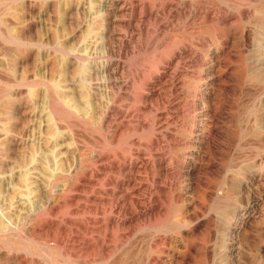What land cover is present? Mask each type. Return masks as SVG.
I'll return each instance as SVG.
<instances>
[{
  "label": "rangeland",
  "instance_id": "1",
  "mask_svg": "<svg viewBox=\"0 0 264 264\" xmlns=\"http://www.w3.org/2000/svg\"><path fill=\"white\" fill-rule=\"evenodd\" d=\"M0 188V264H264V0H0Z\"/></svg>",
  "mask_w": 264,
  "mask_h": 264
},
{
  "label": "bare ground",
  "instance_id": "2",
  "mask_svg": "<svg viewBox=\"0 0 264 264\" xmlns=\"http://www.w3.org/2000/svg\"><path fill=\"white\" fill-rule=\"evenodd\" d=\"M133 1V0H132ZM203 0H201V2H202ZM166 2V1H165ZM177 2V1H176ZM196 2V1H195ZM252 2V1H251ZM143 3V2H142ZM141 3V4H142ZM205 3V2H204ZM110 4H111V2H110ZM131 4H132V2H131ZM139 4V3H138ZM145 4V3H144ZM148 4V3H147ZM181 4V3H180ZM185 4V3H184ZM189 4V3H188ZM166 5V4H165ZM198 5H200V4H198ZM104 6V5H103ZM129 6V5H128ZM134 6V5H133ZM137 6V5H136ZM140 6V5H139ZM177 6V5H176ZM186 6H189V5H186ZM204 6V5H203ZM202 6V7H203ZM222 6V5H221ZM126 7V6H125ZM191 7V6H190ZM198 7V6H197ZM214 7V6H213ZM212 7V8H213ZM117 8V7H116ZM160 8V7H159ZM176 8V7H175ZM179 8V7H178ZM185 8V7H184ZM219 8V7H218ZM221 8V7H220ZM124 9V8H123ZM134 9V8H133ZM150 9V8H149ZM157 9V8H156ZM187 9H189V8H187ZM197 9V8H196ZM201 9V8H200ZM205 9H206V6H205ZM207 9H209V8H207ZM243 9V8H242ZM118 10H119V8H118ZM163 10V9H162ZM176 10V9H175ZM217 10V9H216ZM108 11H109V9H108ZM142 11V10H141ZM158 11V10H157ZM166 11V10H165ZM171 11V10H170ZM169 11V12H170ZM195 11V10H194ZM203 11V10H202ZM205 12H204V14L202 13H200L201 14V16L202 15H204V16H206L205 18H207L208 16H209V12L211 11H207V10H204ZM213 11V10H212ZM111 12V11H110ZM110 12H109V14H110ZM124 12V11H123ZM128 12V11H127ZM147 12V11H146ZM150 12V11H149ZM173 12V11H172ZM186 12H187V10H186ZM192 12H193V10H192ZM198 12H200V10H198V11H195V14L197 15L198 14ZM220 12V11H219ZM112 13V12H111ZM121 13V12H120ZM119 13V14H120ZM156 13V12H155ZM176 13V12H175ZM188 13V12H187ZM246 13V12H245ZM263 13V12H262ZM139 14V13H138ZM150 14V13H149ZM170 14H171V12H170ZM178 14V13H177ZM199 14V15H200ZM214 14V13H213ZM218 14V13H217ZM221 14V13H220ZM224 14V13H223ZM117 15V14H116ZM129 15V14H128ZM154 15V14H153ZM183 15V14H182ZM163 16V15H162ZM193 16V15H192ZM204 16H203V18H204ZM211 16V15H210ZM142 17H144V16H142ZM170 17V16H169ZM199 17V16H198ZM222 17V16H221ZM100 18V17H99ZM114 18H115V16H114ZM140 18V17H139ZM194 18H196V17H194ZM204 18V19H205ZM218 18V17H217ZM136 19H138V18H136ZM180 19V18H179ZM190 19V18H189ZM220 19V18H219ZM230 19V18H229ZM132 20V19H131ZM151 20V19H150ZM167 20H169L170 21V19H168L167 18ZM199 20V19H198ZM217 20V19H216ZM215 20V21H216ZM155 21V20H154ZM159 21V20H158ZM161 21V20H160ZM165 21V20H164ZM174 21V20H173ZM191 21V20H190ZM189 21V22H190ZM208 21V20H207ZM108 22V21H107ZM180 22V21H179ZM194 22V21H193ZM196 22H197V20H196ZM200 22V21H199ZM221 22H223V20L221 21ZM113 23V22H112ZM136 23V22H135ZM164 23V22H163ZM162 23V24H163ZM181 23H182V21H181ZM188 23V22H187ZM109 24V23H108ZM161 24V25H162ZM173 24V23H172ZM183 24V23H182ZM191 24V23H190ZM114 25V24H113ZM135 25V24H134ZM158 25H159V23H158ZM176 25V24H175ZM174 25V26H175ZM189 25V24H188ZM205 26V25H204ZM144 27V26H143ZM159 27H160V25H159ZM111 28V27H110ZM130 28H132V27H130ZM208 28V27H207ZM260 28V27H259ZM190 29H192V28H190ZM202 29H204V28H202ZM137 30V29H136ZM176 30V29H175ZM108 31H110V30H108ZM180 31V30H179ZM182 31V30H181ZM222 31V30H221ZM111 32V31H110ZM189 32V31H188ZM247 32V31H246ZM257 32V31H256ZM263 32V31H262ZM251 33V32H250ZM259 33V32H258ZM215 34V33H214ZM193 35V34H192ZM213 35V34H212ZM245 35V34H244ZM260 35V34H259ZM180 36V35H179ZM219 36V35H218ZM223 36V35H222ZM247 36V35H246ZM245 36V37H246ZM185 37V36H184ZM220 37V36H219ZM232 37V36H231ZM251 37V36H250ZM262 37H263V35H262ZM201 38V37H200ZM185 39V38H184ZM198 39V38H197ZM216 39V38H215ZM218 39V38H217ZM220 39V38H219ZM252 39V38H251ZM107 40V39H106ZM122 40V39H121ZM120 40V41H121ZM186 40V39H185ZM202 40V39H201ZM247 40V39H246ZM257 40V39H256ZM263 40V39H262ZM110 41V40H109ZM126 41V40H125ZM124 41V42H125ZM114 42V41H113ZM232 42V41H231ZM108 43V42H107ZM122 43V42H121ZM191 43V42H190ZM112 44V43H111ZM115 44H117V43H115ZM118 45V44H117ZM246 45V44H245ZM112 46V45H111ZM114 46V45H113ZM180 46V45H179ZM187 46V45H186ZM195 46H198V45H195ZM203 46V45H202ZM205 46V45H204ZM122 47H123V45H122ZM173 47V46H172ZM223 47V46H222ZM246 47V46H245ZM251 47V46H250ZM126 48V47H125ZM164 48V47H163ZM163 48H162V50H163ZM244 48V47H243ZM249 48V47H248ZM253 48V47H252ZM173 49H175V48H173ZM191 49V48H190ZM208 49V48H207ZM260 49H261V47H260ZM67 50V49H66ZM123 50H124V47H123ZM69 51V50H68ZM170 51V50H169ZM189 51V50H188ZM195 51V50H194ZM201 51V50H200ZM233 51H234V49H233ZM259 51V50H258ZM123 52V51H122ZM175 52V51H174ZM223 52V51H222ZM127 53V52H126ZM183 53V52H182ZM192 53V52H191ZM195 53V52H194ZM199 53V52H198ZM162 54V53H161ZM165 54V53H164ZM171 54V53H170ZM178 55V54H177ZM183 55V54H182ZM195 55V54H194ZM207 55V54H206ZM205 55V56H206ZM157 56H159V54L157 55ZM199 56V55H198ZM113 57V56H112ZM217 57V56H216ZM165 58V57H164ZM170 58V57H169ZM176 58V57H175ZM213 58V57H212ZM165 59H168V58H165ZM164 59V60H165ZM191 59V58H190ZM203 59V58H202ZM201 59V60H202ZM73 60V59H72ZM161 60V59H160ZM169 60V59H168ZM174 61V60H173ZM194 61V60H193ZM96 62V61H95ZM161 62H163V61H161ZM213 62V61H212ZM164 63V62H163ZM168 63V62H167ZM179 63V62H178ZM177 63V64H178ZM189 63V62H188ZM187 63V64H188ZM76 64V63H75ZM96 64H97V62H96ZM105 64V63H104ZM114 64V63H113ZM165 64V63H164ZM201 64V63H200ZM74 65V64H73ZM175 65V64H174ZM173 65V66H174ZM183 65H184V63H183ZM94 66V65H93ZM120 66V65H119ZM161 66V65H160ZM165 66H167V65H165ZM90 67V66H89ZM121 67V66H120ZM164 67V66H163ZM171 67V66H170ZM195 67V66H194ZM200 67V66H199ZM198 67V68H199ZM71 68V67H70ZM104 68V67H103ZM193 68V67H192ZM96 69H97V67H96ZM156 69V68H155ZM166 69V68H165ZM174 69V68H173ZM90 71H91V69H89ZM106 70V69H105ZM152 70H153V68H152ZM160 70V69H159ZM203 70V69H202ZM68 71V70H67ZM66 71V72H67ZM87 71V70H86ZM114 71V70H113ZM145 71V70H144ZM156 71V70H155ZM161 71V70H160ZM168 71V70H167ZM176 71V70H175ZM178 71V70H177ZM186 71V70H185ZM204 71V70H203ZM94 72V71H93ZM123 72V71H122ZM121 72V73H122ZM173 72V71H172ZM68 73V72H67ZM91 73V72H90ZM97 73V72H96ZM109 73V72H108ZM147 73V72H146ZM146 73H144L145 75H146ZM148 73H150V72H148ZM154 73V72H153ZM136 74V73H135ZM188 74V73H187ZM152 75V74H151ZM154 75H155V73H154ZM169 75V74H168ZM182 75V74H181ZM142 76V75H141ZM148 76V75H147ZM180 76V75H179ZM198 76V75H197ZM196 76V77H197ZM90 77H92V76H90ZM193 77V76H192ZM94 78V77H93ZM107 78V77H106ZM134 78V77H133ZM137 78V77H136ZM140 78V77H139ZM168 78V77H167ZM182 78V77H181ZM53 79H54V77H53ZM76 79V78H75ZM98 79V78H97ZM128 79V78H127ZM126 79V80H127ZM206 79V78H205ZM76 80H78V79H76ZM94 80H95V78H94ZM104 80H105V78H104ZM125 80V81H126ZM137 80V79H136ZM140 80V79H139ZM176 80V79H175ZM197 80V79H196ZM209 80H211V79H209ZM208 80V81H209ZM99 81V80H98ZM101 81V80H100ZM138 81V80H137ZM162 81V80H161ZM167 81V80H166ZM171 81V80H170ZM169 81V82H170ZM46 82V81H45ZM51 82V81H50ZM90 82V81H89ZM116 82H117V80H116ZM127 82V81H126ZM140 82V81H139ZM165 82V81H164ZM219 82V81H218ZM80 83V82H79ZM105 83V82H104ZM108 83V82H107ZM129 83V82H128ZM135 83V82H134ZM152 83H154V82H152ZM151 83V84H152ZM175 83V82H174ZM184 83V82H183ZM200 83V82H199ZM207 83V82H206ZM72 83H68V85L66 86L67 88H71L72 87V85H71ZM90 84V83H89ZM109 84V83H108ZM163 84V83H162ZM208 84V83H207ZM75 85V84H74ZM102 85H103V83H102ZM166 85V84H165ZM186 85V84H185ZM198 85V84H197ZM75 86H77V85H75ZM91 86H93V85H91ZM98 86V85H97ZM129 86V85H128ZM135 86L137 87L138 85H136L135 84ZM140 86H141V83H140ZM139 86V87H140ZM144 86V85H143ZM152 86V85H151ZM173 86V85H172ZM184 86V85H183ZM74 87V86H73ZM72 87V88H73ZM78 87V86H77ZM115 87V86H114ZM132 87V86H131ZM160 87V86H159ZM188 87V86H187ZM197 87V86H196ZM202 87V86H201ZM210 87V86H209ZM104 88V87H103ZM113 88V87H112ZM177 88V87H176ZM205 88V87H204ZM128 89V88H127ZM131 89V88H130ZM135 89V88H134ZM141 89V88H140ZM151 89V88H150ZM168 89H169V87H168ZM183 89V88H182ZM189 89V88H188ZM206 89V88H205ZM214 89V88H213ZM93 90V89H92ZM97 90V89H96ZM133 90V89H132ZM174 90V89H173ZM200 90V89H199ZM219 90V89H218ZM68 91V90H67ZM94 91V90H93ZM101 91V90H100ZM118 91V90H117ZM135 91H136V89H135ZM138 91V90H137ZM141 91H143V90H141ZM146 91H148V90H146ZM154 91H156V90H154ZM167 91V90H166ZM180 91V90H179ZM186 91V90H185ZM57 92V91H56ZM58 92H59V89H58ZM95 92V91H94ZM181 92V91H180ZM194 92H195V89H194ZM198 92H200V91H198ZM126 93H127V91H126ZM164 93H166V92H164ZM60 94V93H59ZM66 94V93H65ZM65 94H63L64 96H65ZM123 94V93H122ZM130 94V93H129ZM128 94V95H129ZM135 94V93H134ZM163 94V93H162ZM61 95V94H60ZM62 95V96H63ZM68 95V94H67ZM95 95V96H94ZM94 97H95V100L97 101V98H96V93H94ZM111 95V94H110ZM135 95H137V93L135 94ZM140 95V94H139ZM138 95V96H139ZM59 96V95H58ZM92 96V97H93ZM101 96V95H100ZM99 96V97H100ZM103 96V95H102ZM114 96V95H113ZM137 96V97H138ZM47 108H48V118L49 117H51L54 121H55V123L58 125V127H60L59 125H61V124H66L67 126V128H69V129H72V131H71V134H70V136H71V139L73 138V140L74 139H76V137H75V129L77 128V127H79L80 125H81V123L82 122H85V119H84V117H82V115L81 114H79V112L78 111H76L75 109H77V108H79V107H77L75 104H71L70 102H69V104L68 105H66L60 98H57V96L55 95V93H54V89H53V85H51V83H49L48 84V88H47ZM109 97V96H108ZM120 97H122L121 95H120ZM125 97V96H124ZM131 97H133V96H131ZM186 97V96H185ZM195 97V96H194ZM204 97V96H203ZM65 98V97H64ZM83 98V97H82ZM91 98V97H90ZM105 98V97H104ZM129 98H130V96H129ZM190 98V97H189ZM188 98V99H189ZM205 98V97H204ZM138 99H139V97H138ZM137 99V100H138ZM201 99H202V97H201ZM68 100V99H67ZM92 100V99H91ZM90 100V101H91ZM99 100V99H98ZM117 100V99H116ZM121 100V99H120ZM119 100V101H120ZM128 100V99H127ZM131 100V99H130ZM161 100V99H160ZM107 101V100H106ZM109 101V100H108ZM122 101V100H121ZM68 102V101H67ZM84 102V101H83ZM135 102V101H134ZM194 102V101H193ZM106 103V102H105ZM109 103V102H108ZM107 103V104H108ZM121 103V102H120ZM123 103H126V102H123ZM143 103H144V101H143ZM176 103V102H175ZM87 104H89V103H87ZM93 104H95L94 102H93ZM114 104V103H113ZM112 104V105H113ZM116 104H119V103H116ZM142 104V103H141ZM144 104H146V103H144ZM165 104V103H164ZM167 104V103H166ZM17 105V104H16ZM96 105H97V103H96ZM120 105V104H119ZM186 105V104H185ZM194 105V104H193ZM32 106V105H31ZM108 106H110V105H108ZM123 106V105H122ZM21 107V106H20ZM33 107V106H32ZM103 107V106H102ZM117 108H118V106H116ZM184 107V106H183ZM195 107V106H194ZM197 107V106H196ZM24 108V107H23ZM36 108V107H35ZM122 108V107H121ZM124 108V107H123ZM177 108H178V106H177ZM181 108V107H180ZM105 109V108H104ZM119 109V108H118ZM166 109V108H165ZM169 109V108H168ZM195 109V108H194ZM197 109V108H196ZM31 110H32V108H31ZM46 110V109H45ZM92 110V109H91ZM95 110V109H94ZM97 110H98V108H97ZM174 110V109H173ZM27 111V110H26ZM80 111V110H79ZM101 111H102V109H101ZM101 111H99V112H101ZM129 111V110H128ZM128 111H126V113L128 112ZM184 111V110H183ZM31 112V111H30ZM81 112V111H80ZM95 112V111H94ZM99 112L97 111V113H98V115H99ZM118 112V111H117ZM134 112H136V111H134ZM138 112H140V111H138ZM168 112V111H167ZM194 112V111H193ZM83 113V112H82ZM86 113V112H85ZM102 113V112H101ZM104 114H103V117H107L108 116V114H109V108H107V110L105 111V112H103ZM119 113V112H118ZM132 113V112H131ZM137 113V112H136ZM141 113V112H140ZM169 113V112H168ZM181 113V112H180ZM183 113V112H182ZM185 113V112H184ZM205 113V112H204ZM88 114H90V113H88ZM120 114V113H119ZM96 115V114H95ZM112 115V114H111ZM130 115H132V114H130ZM134 115V114H133ZM167 115V114H166ZM189 115V114H188ZM196 115H197V113H196ZM84 116V115H83ZM206 116V115H205ZM43 117V116H42ZM120 117V116H119ZM125 117V116H124ZM131 117V116H130ZM134 117V116H133ZM139 117V116H138ZM161 117V116H160ZM189 117V116H188ZM191 117V116H190ZM199 117V116H198ZM97 118V117H96ZM101 118H102V116H101ZM179 118V117H178ZM182 118V117H181ZM194 118V117H193ZM121 119V118H120ZM106 120H108V119H106ZM135 120V119H134ZM173 120V119H172ZM176 120V119H175ZM174 120V121H175ZM204 120V119H203ZM202 119H201V121H203ZM118 121V120H117ZM127 121V120H126ZM129 121V120H128ZM130 121H132V120H130ZM141 121V120H140ZM168 121V120H167ZM195 121V120H194ZM107 122V121H106ZM114 122H116V121H114ZM124 122V121H123ZM122 122V123H123ZM139 122V121H138ZM97 123H99V122H97ZM104 123V122H103ZM125 123V122H124ZM195 123V122H194ZM137 124V123H136ZM142 124V123H141ZM199 124H201V123H199ZM92 125H93V123H92ZM126 125V124H125ZM131 125H132V122H131ZM134 125V124H133ZM191 125H193V124H191ZM202 125V124H201ZM48 126V125H47ZM64 126V125H63ZM96 126V125H95ZM112 126V125H111ZM117 126V125H116ZM124 126V125H123ZM137 126V125H136ZM142 126V125H141ZM169 126V125H168ZM177 126H178V123H177ZM195 126H196V124H195ZM200 126V125H199ZM128 127V126H127ZM132 127V126H131ZM140 127V126H139ZM165 127H167V125L165 126ZM180 127V126H179ZM65 128V127H64ZM115 128V127H114ZM138 128V127H137ZM142 128V127H141ZM158 128H159V126H158ZM164 128V127H163ZM181 128V127H180ZM199 128V127H198ZM210 128V127H209ZM213 128V127H212ZM103 129V128H102ZM202 129V128H201ZM61 130H63V128H61ZM65 130V129H64ZM84 130V129H83ZM117 130V129H116ZM143 130V129H142ZM171 130V129H170ZM182 130V129H181ZM199 130V129H198ZM204 130H206V129H204ZM119 131V130H118ZM121 131V130H120ZM119 131V132H120ZM127 131H129V130H127ZM131 131H134V130H131ZM138 131V130H137ZM159 131V130H158ZM172 131V130H171ZM212 131V130H211ZM83 132V131H82ZM78 133V132H77ZM123 133V132H122ZM127 133V132H126ZM131 133V132H130ZM181 133V132H180ZM191 133V132H190ZM68 134H69V132H68ZM79 134H81V133H79ZM83 134V133H82ZM81 134V135H82ZM85 134H86V132H85ZM142 134H144V133H142ZM84 135V134H83ZM121 135V134H120ZM128 135V134H127ZM192 135V134H191ZM213 135V134H212ZM169 136V135H168ZM178 136H181V135H178ZM177 136V137H178ZM199 136V135H198ZM198 136H196V137H198ZM203 136V135H202ZM211 136V135H210ZM65 137V136H64ZM68 137V136H67ZM86 137V136H85ZM120 137V136H119ZM124 137V136H123ZM176 137V136H175ZM204 137H206V136H204ZM212 137V136H211ZM157 138V137H156ZM167 138V137H166ZM193 138V137H192ZM213 138V137H212ZM67 139H69V138H67ZM87 140H88V138H86ZM97 139H99V138H97ZM118 139V138H117ZM170 139V138H169ZM201 139V138H200ZM208 139V138H207ZM91 140V139H90ZM112 140V139H111ZM163 140V139H162ZM173 140V139H172ZM194 140V139H193ZM197 140V139H196ZM20 141V140H19ZM71 141V140H70ZM77 141V140H76ZM117 141V140H116ZM134 141V140H133ZM132 141V142H133ZM155 141V140H154ZM153 141V142H154ZM174 141V140H173ZM21 142V141H20ZM67 142V141H66ZM68 142H69V140H68ZM78 142H80V141H78ZM83 142V141H82ZM102 142V141H101ZM114 142V141H113ZM119 142V141H118ZM131 142V143H132ZM139 142V141H138ZM188 142V141H187ZM213 142V141H212ZM90 143H92L91 141H90ZM115 143V142H114ZM143 143V142H142ZM149 143V142H148ZM200 143V142H199ZM18 144V143H17ZM82 144V143H81ZM112 144V143H111ZM117 143H115V145H116ZM133 144H135V143H133ZM186 144H188V143H186ZM65 145V144H64ZM83 145H84V143H83ZM172 145V144H171ZM21 146V145H20ZM135 146V145H134ZM131 147V146H130ZM87 148V147H86ZM139 148H140V146H139ZM163 148H165V146L163 147ZM101 149V148H100ZM141 149H143V148H141ZM146 149H148V147L146 148ZM161 149V148H160ZM190 149V148H189ZM76 150V149H75ZM82 150H84L83 148L80 150V153H82L81 151ZM90 150V149H89ZM77 151V150H76ZM75 151V152H76ZM85 151H86V149H85ZM92 151V150H91ZM89 152V151H86L87 153L89 152V153H95V152ZM133 151V150H132ZM139 151V150H138ZM146 151V150H145ZM159 151V150H158ZM161 151V150H160ZM169 151V150H168ZM74 152V153H75ZM86 152H84V153H86ZM134 152H136V150L134 151ZM199 152V151H198ZM78 153V152H77ZM77 153H75V154H77ZM100 153V152H99ZM161 153V152H160ZM83 154V153H82ZM82 154H80V155H82ZM169 154V153H168ZM167 154V155H168ZM85 155V154H84ZM92 155H94V154H92ZM92 155L90 156V157H92ZM97 155H98V153H97ZM96 155V156H97ZM122 155V154H121ZM132 155H134V154H132ZM131 155V156H132ZM148 155V154H147ZM166 155V156H167ZM75 156H79V153H78V155H75ZM88 156V155H87ZM191 156H193V155H191ZM81 157V156H80ZM119 157V156H118ZM145 157V156H144ZM153 157V156H152ZM155 157V156H154ZM153 157V158H154ZM196 157H198V156H196ZM86 158V157H85ZM89 158V157H88ZM100 158V157H99ZM109 158H111V157H109ZM152 158V159H153ZM90 159V158H89ZM97 159V158H96ZM103 159V158H102ZM134 159V158H133ZM136 159V158H135ZM134 159V160H135ZM148 159V158H147ZM194 159V158H193ZM192 159V160H193ZM203 159V158H202ZM79 160V159H78ZM91 160V159H90ZM94 160V159H93ZM113 160V159H112ZM133 160V161H134ZM156 160V159H155ZM158 160V159H157ZM88 161V160H87ZM92 161V160H91ZM101 161V160H100ZM105 161V160H104ZM147 161V160H146ZM86 162V161H85ZM107 162V161H106ZM126 162V161H125ZM140 162H142V161H140ZM145 162V161H144ZM155 162V161H154ZM166 162V161H165ZM170 162V161H169ZM87 163V162H86ZM118 163V162H117ZM120 163V162H119ZM122 163H124V162H122ZM143 163V162H142ZM148 163V162H147ZM175 163V162H174ZM72 165H73V162L71 163ZM112 164V163H111ZM128 164V163H127ZM154 164V163H153ZM76 165V164H75ZM78 165V164H77ZM82 165V164H81ZM84 165V164H83ZM142 165V164H141ZM168 165V164H167ZM183 165V164H182ZM181 165V166H182ZM71 166V165H70ZM79 166H80V161H79ZM115 166V165H114ZM173 166V165H172ZM72 167V166H71ZM83 167H85V166H83ZM83 167H81V168H83ZM101 167V166H100ZM119 167V166H118ZM129 167V166H128ZM145 167V166H144ZM177 167H179V166H177ZM185 167V166H184ZM195 167V166H194ZM205 167H207V166H205ZM90 168V167H89ZM92 168V167H91ZM117 168V167H116ZM126 168V167H125ZM131 168H132V166H131ZM140 168V167H139ZM143 168V167H142ZM149 168V167H148ZM152 168V167H151ZM85 169V168H84ZM94 169V168H93ZM107 169V168H106ZM108 169H110V168H108ZM113 169V168H112ZM178 169V168H177ZM71 170V169H70ZM90 170V169H89ZM132 170V169H131ZM167 170V169H166ZM176 170V169H175ZM186 170V169H185ZM67 171V170H66ZM66 171H64V172H66ZM114 171H116V170H114ZM123 171V170H122ZM164 171V170H163ZM169 171V170H168ZM168 171H167V173H168ZM171 171H173V170H171ZM195 171V170H194ZM208 171V170H207ZM78 172V171H77ZM99 172V171H98ZM103 172V171H102ZM120 172V171H119ZM125 172V171H124ZM128 172V171H127ZM140 172V171H139ZM146 172V171H145ZM152 172V171H151ZM178 172V171H177ZM182 172V171H181ZM154 173V172H153ZM174 173V172H173ZM66 174V173H65ZM79 174V173H78ZM99 174V173H98ZM108 174V173H107ZM138 174V173H137ZM136 174V175H137ZM159 174V173H158ZM166 174V173H165ZM189 174V173H188ZM6 175V174H5ZM71 175H73V174H71ZM70 175V176H71ZM96 175V174H95ZM105 175V174H104ZM125 175H127V174H125ZM161 175V174H160ZM173 175V174H172ZM177 175V174H176ZM3 176V175H2ZM80 176V175H79ZM91 176V175H90ZM133 176H135V175H133ZM158 176V175H157ZM174 176V175H173ZM182 176H183V173H182ZM4 177V176H3ZM76 177V176H75ZM95 178H97L96 176H94ZM124 177V176H123ZM141 177V176H140ZM139 177V178H140ZM155 177V176H154ZM153 177V178H154ZM160 177V176H159ZM184 177V176H183ZM58 178V177H57ZM134 178V177H133ZM157 178V177H156ZM162 178V177H161ZM248 178H249V176H248ZM254 178V177H253ZM60 179V178H59ZM115 179V178H114ZM118 179V178H117ZM138 179V178H137ZM158 179V178H157ZM183 179V178H182ZM246 179H247V177H246ZM252 179V178H251ZM156 180V179H155ZM161 180V179H160ZM176 180H177V177H176ZM254 180V179H253ZM8 181V180H7ZM58 181V180H57ZM82 181V180H81ZM116 181V180H115ZM114 181V182H115ZM131 181V180H130ZM163 181V180H162ZM162 181H160V182H162ZM170 181V180H169ZM11 182V181H10ZM136 182V181H135ZM165 182H166V179H165ZM4 183V182H3ZM91 183V182H90ZM147 183V182H146ZM181 183H182V181H181ZM245 183V182H244ZM5 184V183H4ZM69 184H71V183H69ZM94 184V183H93ZM136 184V183H135ZM179 184V183H178ZM142 185H143V182H142ZM146 185V184H145ZM177 185V184H176ZM182 185V184H181ZM232 185H233V183H232ZM237 185V184H236ZM252 185V184H251ZM69 186V185H68ZM67 186V187H68ZM91 186V185H90ZM233 186H235V184L233 185ZM247 186V185H246ZM83 187V186H82ZM93 187V186H92ZM129 187V186H128ZM133 187V186H132ZM135 187V186H134ZM138 187V186H137ZM147 187V186H146ZM5 188V187H4ZM7 188V187H6ZM38 188H39V186H38ZM69 188V187H68ZM76 188V187H75ZM1 189V188H0ZM42 189V188H41ZM65 189H67V188H65ZM80 189V188H79ZM117 189V188H116ZM166 189H167V187H166ZM181 189V188H180ZM45 190V189H44ZM120 190V189H119ZM123 190V189H122ZM125 190V189H124ZM134 190V189H133ZM156 190V189H155ZM168 190V189H167ZM174 190V189H173ZM8 191H9V189H8ZM48 191H50V190H48ZM81 191V190H80ZM79 191V192H80ZM83 191V190H82ZM113 191H115V190H113ZM164 191V190H163ZM51 192V191H50ZM71 192V191H70ZM122 192V191H121ZM127 192V191H126ZM165 192V191H164ZM179 192V191H178ZM56 193V192H55ZM75 193V192H74ZM111 193V192H110ZM176 193V192H175ZM180 193H182V192H180ZM52 194H54V193H52ZM63 194V193H62ZM68 194V193H67ZM103 194V193H102ZM136 194V193H135ZM140 194H141V192H140ZM165 194V193H164ZM172 194V193H171ZM43 195H44V193H43ZM61 195V194H60ZM75 195V194H74ZM104 195V194H103ZM120 195V194H119ZM134 195V194H133ZM151 195V194H150ZM51 196V195H50ZM100 196V195H99ZM108 196V195H107ZM125 196V195H124ZM154 196V195H153ZM176 196H178V195H176ZM38 197V196H37ZM54 197V196H53ZM101 197V196H100ZM65 198V197H64ZM71 198V197H70ZM79 198V197H78ZM77 198V199H78ZM105 199H106V197H104ZM112 198V197H111ZM149 198V197H148ZM152 198H154V197H152ZM158 198V197H157ZM51 199V198H50ZM59 199V198H58ZM75 199V198H74ZM128 199V198H127ZM159 199V198H158ZM161 199V198H160ZM40 200V199H39ZM38 200V201H39ZM46 200V199H45ZM41 201V200H40ZM56 201V200H55ZM90 201H92V200H90ZM89 201V202H90ZM117 201H118V199H117ZM121 201V200H120ZM157 201V200H156ZM164 201V200H163ZM96 202H98V201H96ZM161 202V201H160ZM164 202H166V201H164ZM172 202V201H171ZM58 203V202H57ZM117 203V202H116ZM148 203V202H147ZM153 203V202H152ZM169 203V202H168ZM39 204V203H38ZM45 204V203H44ZM75 204V203H74ZM125 204V203H124ZM136 204H137V202H136ZM139 204V203H138ZM154 204V203H153ZM156 204V203H155ZM167 204V203H166ZM165 204V205H166ZM66 205V204H65ZM80 205V204H79ZM174 205V204H173ZM45 206V205H44ZM99 206V205H98ZM127 206V205H126ZM138 206V205H137ZM162 206V205H161ZM39 207V206H38ZM64 207V206H63ZM80 207V206H79ZM96 207V206H95ZM118 207V206H117ZM119 207H120V205H119ZM188 207V206H187ZM24 208V207H23ZM29 208V207H28ZM40 208V207H39ZM37 209V210H40V209ZM57 208V207H56ZM139 208V207H138ZM143 208V207H142ZM166 208V207H165ZM47 209V208H46ZM62 209V208H61ZM115 209H117V208H115ZM132 209H133V207H132ZM146 209V208H145ZM148 209V208H147ZM36 210V211H37ZM122 210V209H121ZM126 210V209H125ZM149 210V209H148ZM157 210V209H156ZM167 210V209H166ZM190 210V209H189ZM24 211V210H23ZM32 211V210H31ZM43 211V210H42ZM70 211H73V210H70ZM75 211H77V210H75ZM144 211V210H143ZM27 212V211H26ZM49 212V211H48ZM58 212V211H57ZM172 212H173V210H172ZM53 213V212H52ZM132 213V212H131ZM235 213V212H234ZM152 214H153V212H152ZM172 214V213H171ZM22 215H23V213H22ZM124 215V214H123ZM131 215V214H130ZM135 215V214H134ZM151 215V214H150ZM162 215V214H161ZM34 216V214L33 213H28L27 215H26V217H25V221H24V227H26V226H30L34 221H35V217H33ZM54 216H56V215H54ZM125 216V215H124ZM169 216H170V214H169ZM238 216V215H237ZM128 217V216H127ZM152 217V216H151ZM156 217V216H155ZM239 217V216H238ZM242 217V216H241ZM22 218V217H21ZM60 218V217H59ZM119 218V217H118ZM172 218V217H171ZM120 219V218H119ZM147 219V218H146ZM163 219V218H162ZM168 219H169V217H168ZM21 220V219H20ZM39 220H40V218H39ZM45 220V219H44ZM128 220V219H127ZM137 220V219H136ZM172 220V219H171ZM170 220V221H171ZM182 220V219H181ZM56 221V220H55ZM62 221V220H61ZM120 221V220H119ZM159 221V220H158ZM3 222V221H2ZM21 222H22V220H21ZM101 222V221H100ZM114 222V221H113ZM126 222V221H125ZM75 223V222H74ZM88 223V222H87ZM86 223V224H87ZM91 223V222H90ZM182 223V222H181ZM60 224V223H59ZM78 224V223H77ZM104 224V223H103ZM138 224V223H137ZM136 224V225H137ZM169 224V223H168ZM184 224H185V222H184ZM192 224H193V222H192ZM210 224V223H209ZM231 224H232V222H231ZM71 225H72V223H71ZM76 225V224H75ZM106 225V224H105ZM114 225V224H113ZM127 225V224H126ZM131 225V224H130ZM172 225H174V224H172ZM188 225V224H187ZM212 225V224H211ZM214 225V224H213ZM8 226V225H7ZM17 226V225H16ZM33 226V225H32ZM84 226V225H83ZM93 226V225H92ZM118 226V225H117ZM242 226V225H241ZM31 227V226H30ZM103 227V226H102ZM107 227V226H106ZM186 227V226H185ZM228 227V226H227ZM15 228V227H14ZM19 228V227H18ZM55 228V227H54ZM59 228V227H58ZM89 228V227H88ZM115 228V227H114ZM160 228H162V227H160ZM211 228V227H210ZM238 228V227H237ZM27 229V228H26ZM75 229V228H74ZM78 229V228H77ZM107 229V228H106ZM163 229H165V228H163ZM242 229V228H241ZM15 230V229H14ZM14 230H9L6 226H4L3 225V223H1V221H0V236H7L8 234H14ZM89 230V229H88ZM138 230V229H137ZM169 230V229H168ZM231 230H232V228H231ZM26 231V230H25ZM86 231V230H85ZM167 231V230H166ZM211 231V230H210ZM52 232V231H51ZM31 233V232H30ZM29 233V234H30ZM105 233V232H104ZM162 233V232H161ZM35 234H36V232H35ZM45 234V233H44ZM63 234V233H62ZM82 234V233H81ZM84 234V233H83ZM128 234V233H127ZM133 234H134V232H133ZM156 234V233H155ZM27 235V234H26ZM42 235H43V233H42ZM47 235V234H46ZM65 235V234H64ZM66 235H68V234H66ZM104 235V234H103ZM163 235V234H162ZM214 235V234H213ZM228 235V234H227ZM23 236H25V235H23ZM38 236V235H37ZM72 236V235H71ZM82 236V235H81ZM124 236V235H123ZM127 236V235H126ZM136 236V235H135ZM27 237H29V236H27ZM33 237V236H32ZM43 237V236H42ZM59 237V236H58ZM92 237V236H91ZM109 237V236H108ZM121 237H122V235H121ZM132 238L134 237V236H131ZM150 237V236H149ZM165 237V236H164ZM233 237V236H232ZM231 237V238H232ZM34 238V237H33ZM63 238V237H62ZM71 238V237H70ZM82 239V238H81ZM98 239V238H97ZM113 239V238H112ZM126 239H128V238H126ZM125 239V240H126ZM131 239V238H130ZM34 240V239H33ZM70 240V239H69ZM129 240V239H128ZM149 240V239H148ZM148 240H146V241H148ZM169 240V239H168ZM83 241V240H82ZM99 241V240H98ZM157 241V240H156ZM160 241V240H159ZM158 241V242H159ZM234 241V240H233ZM70 242H71V240H70ZM77 242V241H76ZM101 242V241H100ZM113 242V241H112ZM150 242V241H149ZM169 242V241H168ZM7 245H9L10 246V248L13 250V245L11 244V243H9V242H5ZM128 243V242H127ZM63 244V243H62ZM69 244V243H68ZM67 244V245H68ZM72 244V243H71ZM89 244V243H88ZM64 245V244H63ZM95 245V244H94ZM120 245V244H119ZM124 245V244H123ZM122 245V246H123ZM154 245V244H153ZM161 245V244H160ZM196 245V244H195ZM232 245V244H231ZM98 246V245H97ZM115 246V245H114ZM133 246V245H132ZM69 247V246H68ZM74 247V246H73ZM72 247V248H73ZM86 247H89V246H86ZM99 247V246H98ZM104 247V246H103ZM113 247V246H112ZM121 247V246H120ZM119 247V248H120ZM134 247V246H133ZM9 248V249H10ZM75 248V247H74ZM82 248H83V246H82ZM90 248V247H89ZM94 248V247H93ZM125 248H126V246H125ZM132 248V247H131ZM160 248V247H159ZM59 249H60V247H59ZM78 249H80V248H78ZM115 249V248H114ZM155 249V248H154ZM210 249V248H209ZM238 249V248H237ZM75 250H77V249H75ZM96 250H97V248H96ZM99 250V249H98ZM110 250H112V249H110ZM129 250V249H128ZM135 250V249H134ZM158 250V249H157ZM63 251V250H62ZM61 251V252H62ZM67 251V250H66ZM81 251V250H80ZM104 251V250H103ZM119 251V250H118ZM121 251V250H120ZM119 251V252H120ZM133 251V250H132ZM131 251V252H132ZM205 251V250H204ZM227 251V250H226ZM233 251V250H232ZM87 252V251H86ZM102 252V251H101ZM112 252V251H111ZM124 252V251H123ZM137 252V251H136ZM166 252V251H165ZM69 253V252H68ZM73 253H74V251H73ZM83 253H84V251H83ZM94 253H95V251H94ZM100 253V252H99ZM99 253H98V256H99ZM104 253V252H103ZM122 253V252H121ZM120 253V254H121ZM207 253V252H206ZM208 253H210V252H208ZM21 254V253H20ZM66 254V253H65ZM101 254V253H100ZM132 254V253H131ZM141 254V253H140ZM159 254V253H158ZM205 254V253H204ZM213 254V253H212ZM77 255V254H76ZM122 255V254H121ZM120 255V256H121ZM128 255V254H127ZM154 255V254H153ZM169 255H170V253H169ZM207 255H209V254H207ZM230 255V254H229ZM63 256V255H62ZM101 256V255H100ZM131 256V255H130ZM135 256V255H134ZM177 256V255H176ZM195 256V255H194ZM231 256V255H230ZM8 257V256H7ZM77 257V256H76ZM78 257H79V255H78ZM204 257V256H203ZM21 258V257H20ZM49 258V257H48ZM104 258V257H103ZM116 258H119L118 256L116 257ZM156 258V257H155ZM194 258V257H193ZM7 259V258H6ZM5 259V260H6ZM9 259H10V257H9ZM12 259V258H11ZM16 259V258H15ZM109 259V258H108ZM122 259H124V258H122ZM162 259V258H161ZM171 259V258H170ZM223 259V258H222ZM20 260V259H19ZM130 260V259H129ZM134 260V259H133ZM138 260H139V258H138ZM157 260V259H156ZM190 260V259H189ZM210 260V259H209ZM225 260H226V258H225ZM97 261H99V260H97ZM103 261V260H102ZM106 261H107V259H106ZM120 261H122V260H120ZM146 261V260H145ZM155 261V260H154ZM158 261V260H157ZM217 261H218V259H217ZM6 262H7V260H6ZM12 262V261H11ZM179 262V261H178ZM226 262V261H225ZM18 263V262H17ZM22 263H23V261H22ZM127 263V262H126ZM129 263H131V262H129ZM135 263V262H134ZM153 263H155V262H153ZM159 263V262H158ZM170 263V262H169ZM185 263V262H184ZM183 263V264H184ZM224 263V262H223ZM122 264V263H121ZM128 264V263H127ZM164 264V263H163Z\"/></svg>",
  "mask_w": 264,
  "mask_h": 264
}]
</instances>
